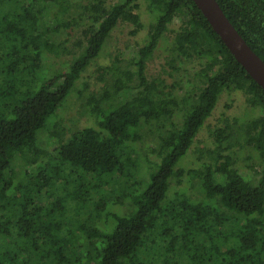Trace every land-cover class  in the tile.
<instances>
[{
	"label": "trees",
	"instance_id": "trees-1",
	"mask_svg": "<svg viewBox=\"0 0 264 264\" xmlns=\"http://www.w3.org/2000/svg\"><path fill=\"white\" fill-rule=\"evenodd\" d=\"M217 1L264 60V0ZM144 4L138 53L102 63L118 24L145 28ZM171 31L162 73L199 59L189 84L148 75ZM62 54L67 68L46 72ZM89 67L96 86L78 93L90 125L65 127ZM231 91L244 117L224 112L197 165L179 164ZM0 264H264V89L193 0H0Z\"/></svg>",
	"mask_w": 264,
	"mask_h": 264
},
{
	"label": "rangeland",
	"instance_id": "rangeland-1",
	"mask_svg": "<svg viewBox=\"0 0 264 264\" xmlns=\"http://www.w3.org/2000/svg\"><path fill=\"white\" fill-rule=\"evenodd\" d=\"M144 24L145 28L141 30L137 35L130 34V31L132 29V26L128 23H120L118 26L114 29L110 39L108 40L105 48L103 49L100 57V61L102 63H108L111 61V59H114L116 56H134L138 53V48L140 45H142L145 41V38L148 33V27L150 22L153 20L152 14L148 12L146 5L144 4L141 9L139 10ZM51 23L50 25L53 26L56 24L55 18L53 15V12H51ZM182 23L181 18H177L170 27L174 29H178L179 26ZM53 36H56V32H52ZM175 33L169 32L167 36L162 40L160 46L157 48V50L154 53L153 58L148 63L147 72L149 77L157 76L158 74H162L166 79L167 82L170 84H173L176 82L183 81L184 84H189L190 79L193 77V74H195L202 66L201 61L199 59H193L189 61H185L182 63H177L178 66L181 65V68L176 74L173 76L162 73L163 68H165L167 71L170 70V66L167 63V60L170 59V45L173 42ZM78 38H82V31L79 29L78 31H73L70 36V41L67 43V45L72 48L73 43ZM55 40V39H53ZM57 41V40H56ZM73 58V55L71 54H62L61 56L57 58H53V63H47L45 66L46 72H51L53 70H57L59 67H61L62 62H67V64L63 65V68H67L66 65H68V62L71 61ZM50 61V60H49ZM44 67L42 68V70ZM95 67H89L85 73L83 74V77L80 79V81L77 84V90L72 95V97L68 98V101L66 105L61 109L60 111V120L61 123L65 127L70 128H76L79 126L84 125H90L89 117L87 115V110L85 106L83 105L85 103V99H83L78 91L85 87L83 80H88L89 84L91 85L90 90H94L95 88V79H94V73L93 70ZM44 72H40V76L44 77ZM40 82V81H39ZM97 89V88H96ZM89 92V91H88ZM71 96V95H70ZM246 101L243 94L239 91H231V92H225L221 98L218 101V104L213 111L212 115L206 120L205 125L200 130L195 144L192 146L189 154L181 159L179 164L182 163V165L186 167H194L197 165V159L199 157L201 149L202 148H210L213 146L214 137L212 136V130L215 129L217 124H222L224 115L223 113L226 112L229 116H240L241 118L244 117L245 111H246ZM144 144H138L137 149L141 154L144 152ZM137 154V153H136ZM244 174H252L253 171H249V169H243ZM181 189H186L182 185L173 184L171 193H175L176 191H181ZM114 209V208H113ZM121 209V208H120ZM115 210L117 208L115 207Z\"/></svg>",
	"mask_w": 264,
	"mask_h": 264
},
{
	"label": "water",
	"instance_id": "water-1",
	"mask_svg": "<svg viewBox=\"0 0 264 264\" xmlns=\"http://www.w3.org/2000/svg\"><path fill=\"white\" fill-rule=\"evenodd\" d=\"M236 60L264 89V60L251 48L217 0H193Z\"/></svg>",
	"mask_w": 264,
	"mask_h": 264
}]
</instances>
